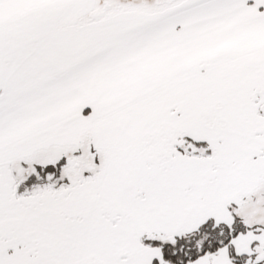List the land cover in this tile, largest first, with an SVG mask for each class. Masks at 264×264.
Wrapping results in <instances>:
<instances>
[{"label": "snow or ice", "instance_id": "1", "mask_svg": "<svg viewBox=\"0 0 264 264\" xmlns=\"http://www.w3.org/2000/svg\"><path fill=\"white\" fill-rule=\"evenodd\" d=\"M0 264H264V0H0Z\"/></svg>", "mask_w": 264, "mask_h": 264}]
</instances>
